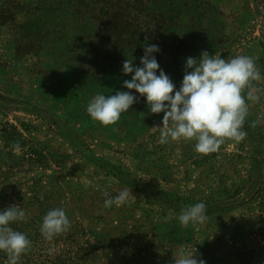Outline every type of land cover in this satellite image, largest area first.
<instances>
[{
  "label": "rangeland",
  "instance_id": "obj_1",
  "mask_svg": "<svg viewBox=\"0 0 264 264\" xmlns=\"http://www.w3.org/2000/svg\"><path fill=\"white\" fill-rule=\"evenodd\" d=\"M144 3L141 49L124 52L92 49L93 31L80 22L58 35L59 19L37 21L26 5L0 27V132L10 134L0 133V211L20 206L25 219L10 226L31 241L18 264H174L180 253L194 252L206 264H264V149L249 144H264L262 102H248L239 150L226 140L208 155L195 151V140L161 144V129L153 127L163 126L164 113H150L134 90L138 102L113 125L86 110L97 94L129 91L123 82L134 73L125 75L123 62L134 58L141 66L148 44L160 49L152 55L176 90L186 59L202 51L259 58L264 0ZM125 188L131 194L123 205L104 207L105 191L115 197ZM201 202L207 222L183 227L181 209ZM57 207L71 227L47 240L43 217ZM149 233L161 242L155 245ZM0 264H8L4 251Z\"/></svg>",
  "mask_w": 264,
  "mask_h": 264
},
{
  "label": "clouds",
  "instance_id": "obj_2",
  "mask_svg": "<svg viewBox=\"0 0 264 264\" xmlns=\"http://www.w3.org/2000/svg\"><path fill=\"white\" fill-rule=\"evenodd\" d=\"M160 49L155 44L145 46L139 67L133 65V59L123 62L122 71L131 75L123 82L129 91H116L114 95H95L87 106V113L94 121L103 126L117 123L122 113L127 112L138 97L146 98L150 113H164L159 142L165 144L181 138L195 140V151L202 155L217 152L226 140L242 141L245 119L249 114L248 105L242 92L252 87L253 81H259L261 74L253 58L240 55L223 59L219 55H210L206 50L200 57H188L184 67L182 83L178 90L170 77L160 68L153 53ZM157 72L159 74L157 75ZM248 99L259 100L258 96L248 93ZM256 121L252 126H256ZM19 148V142L14 145ZM131 192L125 188L115 197L109 196L104 207L113 204L123 205ZM170 215L164 219H170ZM25 212L17 205L0 211V251L8 255V264H18L20 256L26 253L31 241L25 234L14 230L10 224L24 220ZM183 227L189 224H205L208 220L205 203H196L181 209L178 217ZM71 223L62 208H52L43 217L40 231L47 240L67 232ZM174 264H206L196 252L174 257Z\"/></svg>",
  "mask_w": 264,
  "mask_h": 264
},
{
  "label": "trees",
  "instance_id": "obj_3",
  "mask_svg": "<svg viewBox=\"0 0 264 264\" xmlns=\"http://www.w3.org/2000/svg\"><path fill=\"white\" fill-rule=\"evenodd\" d=\"M0 2H3L0 8V27L15 22V18L22 15L27 6L26 15L34 17L37 21L59 19L56 20L60 22L58 35L67 34L73 24L80 22L81 27L85 24L94 34L93 38H89L93 41H89L87 45L96 51L103 46L109 49L120 47L121 52L141 49V41H136V38H141L143 32L144 0H0ZM35 31L40 32L39 29ZM98 39L100 44L97 42ZM0 133L10 136L7 130ZM7 142L12 143L14 140L8 138Z\"/></svg>",
  "mask_w": 264,
  "mask_h": 264
},
{
  "label": "crops",
  "instance_id": "obj_4",
  "mask_svg": "<svg viewBox=\"0 0 264 264\" xmlns=\"http://www.w3.org/2000/svg\"><path fill=\"white\" fill-rule=\"evenodd\" d=\"M259 59H260L261 62L264 61V48H261L260 57L257 58V59H254L256 61V63H255L256 66H258V63L260 64ZM261 80H262L261 82H260V80L257 81V82H255L257 84H254L252 82V87L249 89V92H250V90L251 91H254L255 90L257 93L259 91H264V74L261 75ZM257 93L256 94H252V95L259 97V95ZM247 96H248L247 93H245L244 94V98H245V102H246L247 105H248V102H250V103H251V101L254 102V103L256 102V100H250V99H248ZM258 101H260V102H262L264 104V94L259 98ZM263 113H264V109H263ZM259 117L264 120V114H262V112L259 113ZM261 129H262V132L264 134V128H261ZM244 144H245V141L243 139L242 141H240V142H238V143L235 144V145H237V146H235V149L236 150H239V147H242ZM249 144L251 145V147H253L255 145V146H261L264 149V144H261L259 142L257 144H255V143H253V144L249 143ZM149 234H151L150 236H151V238H153V241H154L155 245H158V242L159 243L161 242V241L158 240V237L156 235H153V233H149ZM160 246H162V245H160Z\"/></svg>",
  "mask_w": 264,
  "mask_h": 264
}]
</instances>
